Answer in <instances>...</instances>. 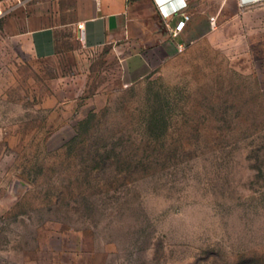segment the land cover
<instances>
[{"label": "rangeland", "instance_id": "374dc122", "mask_svg": "<svg viewBox=\"0 0 264 264\" xmlns=\"http://www.w3.org/2000/svg\"><path fill=\"white\" fill-rule=\"evenodd\" d=\"M77 6L0 0V264H264V26L128 82Z\"/></svg>", "mask_w": 264, "mask_h": 264}, {"label": "crops", "instance_id": "0c3cea01", "mask_svg": "<svg viewBox=\"0 0 264 264\" xmlns=\"http://www.w3.org/2000/svg\"><path fill=\"white\" fill-rule=\"evenodd\" d=\"M77 11L75 25L84 43L114 49L128 82L142 79L158 61L205 37L227 28L264 26V0H78ZM184 14L190 19L180 31ZM20 38L24 41V33ZM47 40L44 33L34 36L42 50Z\"/></svg>", "mask_w": 264, "mask_h": 264}, {"label": "built area", "instance_id": "2783aa9c", "mask_svg": "<svg viewBox=\"0 0 264 264\" xmlns=\"http://www.w3.org/2000/svg\"><path fill=\"white\" fill-rule=\"evenodd\" d=\"M224 1H227V0H224ZM189 19H190V16L187 15V14H184V21H182V22L180 23V25L178 26V30L181 31V30L185 27L186 22H187ZM211 20H212V21H215V17H211ZM79 28L82 29V28H83V25H82V24H79ZM179 49L182 50L183 47H181V48H179ZM1 135H2V130H1V128H0V136H1Z\"/></svg>", "mask_w": 264, "mask_h": 264}, {"label": "water", "instance_id": "95a60500", "mask_svg": "<svg viewBox=\"0 0 264 264\" xmlns=\"http://www.w3.org/2000/svg\"><path fill=\"white\" fill-rule=\"evenodd\" d=\"M17 185H20V186H22V187H24L25 186V183H23V182H21V181H17Z\"/></svg>", "mask_w": 264, "mask_h": 264}]
</instances>
